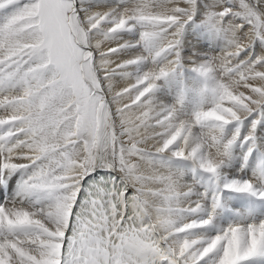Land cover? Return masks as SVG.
I'll return each mask as SVG.
<instances>
[{
    "label": "snow or ice",
    "instance_id": "6c2138e0",
    "mask_svg": "<svg viewBox=\"0 0 264 264\" xmlns=\"http://www.w3.org/2000/svg\"><path fill=\"white\" fill-rule=\"evenodd\" d=\"M0 264H264V0H0Z\"/></svg>",
    "mask_w": 264,
    "mask_h": 264
}]
</instances>
